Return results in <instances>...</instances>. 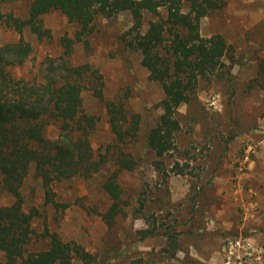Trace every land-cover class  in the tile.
<instances>
[{
    "label": "rangeland",
    "instance_id": "obj_1",
    "mask_svg": "<svg viewBox=\"0 0 264 264\" xmlns=\"http://www.w3.org/2000/svg\"><path fill=\"white\" fill-rule=\"evenodd\" d=\"M29 2L13 0L3 4L2 10L23 16ZM43 23L50 29L43 39L29 28L23 30L32 52L22 65L13 66V73L40 81L47 75L59 76L55 67L64 61L90 63L103 75L104 99L123 101L130 112L141 115L142 123L137 141L123 147L138 162L133 170L119 172L128 205L112 226L102 218L111 204L102 183L116 169L113 159L89 177L54 182V200L67 202V207L47 203L41 179L33 169L29 172L21 187L24 205L26 210L36 208L39 215L32 222L34 234L28 249L45 247L48 229L81 244L93 256L90 264L103 257L104 264H128L138 257L148 264H264V0H226L225 6L201 19L202 35L219 32L232 45L234 78L201 81L193 103L179 107L182 129L176 147L163 157L164 171L152 164L154 156L144 145L147 128L162 112L159 102L164 91L149 78L141 64L142 53L125 43V33L132 26L129 14L97 17L94 32L86 40L74 41L70 53L63 38L75 40L76 24L59 11L45 14ZM19 38L16 30L0 20V45ZM82 95V110L97 117L91 135L95 151L112 146L111 154L116 153L105 101L88 90ZM58 132L56 123L48 126L50 138ZM174 162L181 164L185 174L171 171ZM13 200L10 193L0 190V207ZM153 226L155 232L147 237L137 232ZM165 231L177 236L174 255ZM236 240L240 244L231 255L229 247ZM4 257L0 251V259ZM71 264L84 262L75 257Z\"/></svg>",
    "mask_w": 264,
    "mask_h": 264
},
{
    "label": "trees",
    "instance_id": "obj_2",
    "mask_svg": "<svg viewBox=\"0 0 264 264\" xmlns=\"http://www.w3.org/2000/svg\"><path fill=\"white\" fill-rule=\"evenodd\" d=\"M12 1L0 0V20L20 34L18 41L0 45V190L14 198L11 204L0 207V251L5 255L0 264H18L24 255L22 264H71L75 257L90 264L93 256L81 244L66 241L48 229L44 233L46 246L37 251L28 249L34 234L32 222L39 212L34 207L26 210L22 184L33 169L45 188L46 202L67 207V202L54 200V182L74 176L89 177L113 159L116 169L102 183L111 200L102 218L112 226L128 205L118 181L119 172L133 170L138 162L123 147L137 141L142 118L139 113L130 112L123 101L104 99L103 75L90 63L71 65L64 61L55 67L60 70L59 76L47 75L40 81L17 77L13 66L22 65L32 52L31 44L22 37L23 30L29 28L43 39L50 33L43 16L59 11L77 26L75 40L63 38L66 53H70L74 41L86 40L94 32L97 17L129 14L132 26L125 33V43L142 53L141 64L148 69L149 78L159 82L164 91L159 102L162 112L156 123L147 128L144 138L146 152L154 156L152 164L162 171L163 157L176 147L182 129L179 107L193 103L201 81L234 78L232 45L222 33L201 34V19L225 6L226 0H30L23 16L2 10L3 4ZM148 15L154 17L147 18ZM85 90L105 101L116 142L114 154L112 146L96 152L92 145L97 117L82 110ZM52 123L59 130L55 138L47 135ZM171 171L185 174L179 162L173 163ZM143 206L144 203L138 206L137 211ZM155 230L153 226L137 232L144 238ZM165 234L174 255L177 236L170 231ZM104 263V257L97 262ZM128 264L148 262L138 257Z\"/></svg>",
    "mask_w": 264,
    "mask_h": 264
},
{
    "label": "built area",
    "instance_id": "obj_3",
    "mask_svg": "<svg viewBox=\"0 0 264 264\" xmlns=\"http://www.w3.org/2000/svg\"><path fill=\"white\" fill-rule=\"evenodd\" d=\"M240 244V240H236L235 242H231V244H230V254L232 255V253H233V247L235 246V245H239ZM228 256V258H229V260L231 259V257L232 256ZM239 264V263H238ZM246 264H251V263H246Z\"/></svg>",
    "mask_w": 264,
    "mask_h": 264
}]
</instances>
